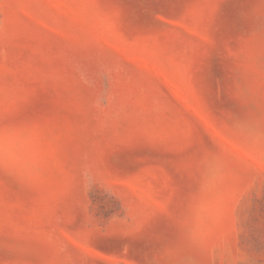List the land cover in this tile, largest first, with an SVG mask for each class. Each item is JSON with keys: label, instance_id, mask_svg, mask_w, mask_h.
Listing matches in <instances>:
<instances>
[{"label": "rangeland", "instance_id": "1", "mask_svg": "<svg viewBox=\"0 0 264 264\" xmlns=\"http://www.w3.org/2000/svg\"><path fill=\"white\" fill-rule=\"evenodd\" d=\"M0 264H264V0H0Z\"/></svg>", "mask_w": 264, "mask_h": 264}]
</instances>
